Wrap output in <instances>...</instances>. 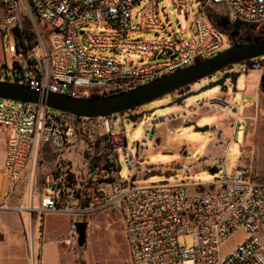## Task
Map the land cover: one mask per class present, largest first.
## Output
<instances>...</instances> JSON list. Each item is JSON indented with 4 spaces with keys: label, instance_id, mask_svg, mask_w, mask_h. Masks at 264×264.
<instances>
[{
    "label": "built area",
    "instance_id": "built-area-1",
    "mask_svg": "<svg viewBox=\"0 0 264 264\" xmlns=\"http://www.w3.org/2000/svg\"><path fill=\"white\" fill-rule=\"evenodd\" d=\"M169 1L187 19L193 16L188 39L159 35L165 26L156 0H2L0 35L3 44L7 41L10 65L6 57L0 62V81H18L41 93L108 96L227 50L233 36L216 27L210 13L264 37V0ZM121 52L149 61L126 63L103 55ZM247 62L239 65V73ZM136 112L77 120L43 105L0 100V128L11 130L7 198L24 186L25 205L16 210L30 221L32 261L39 257L36 237L42 236L46 215L76 219L112 208L121 216L131 264H264V183L244 167L231 173L226 158L210 166L221 177L208 185L194 181L204 159L197 161L187 150L170 164L147 163L140 150L131 153L123 129ZM187 114L147 118L145 141L155 139L160 125ZM48 165L51 170L38 188ZM157 176L167 179L145 184ZM173 177L180 181L170 182ZM239 234V244L226 253ZM187 238L192 245L181 243Z\"/></svg>",
    "mask_w": 264,
    "mask_h": 264
},
{
    "label": "rangeland",
    "instance_id": "rangeland-1",
    "mask_svg": "<svg viewBox=\"0 0 264 264\" xmlns=\"http://www.w3.org/2000/svg\"><path fill=\"white\" fill-rule=\"evenodd\" d=\"M0 0V20L5 14L4 6ZM158 1V15L160 20L165 26V31L159 35L166 39H174L178 37L179 39H188L189 33L188 30L191 27V21L193 16L190 19H187L184 13L177 12L174 6L169 0H156ZM224 13V12H223ZM219 20V18H217ZM222 19L221 28L226 32L230 31L232 26L227 23L226 19ZM24 26L27 29L29 34H31L30 23L27 18H23ZM143 37L151 38L153 34H143ZM237 40L244 39L246 41H251L253 38L257 37L256 34H252L250 31L240 30L239 35L235 36ZM264 38V37H262ZM249 43V42H246ZM0 59L6 57L7 63L10 65V56L7 53V41H2L0 35ZM230 47V46H229ZM119 56L116 53H104L103 55L111 56L117 58L121 61L129 63L130 61L137 62L139 60H146L147 58L144 55H132L121 52ZM6 55V56H5ZM126 55V57H124ZM0 60V61H1ZM149 61V60H146ZM260 65V68L257 69L256 66ZM236 71H241V66H237ZM264 75V59H256L250 63L246 64V70L241 74L239 78L237 91L236 93L232 92V88L227 94L228 97L227 103L232 106L235 110L233 111V122L238 126L236 129L238 132V139L235 140V143L232 147V150H228L227 161L231 167H244L250 171V175L257 182H264V90L261 87V76ZM218 80V76L214 75L208 79H205L195 85L190 86L188 89H185L183 93H188L192 91H198L212 83H215ZM219 92L218 89L205 92L198 97L191 98L185 102L186 105L196 104L197 102H202L212 98L217 95ZM175 100L172 96L164 97L158 101H155L149 105H145L140 109L135 111L149 112L154 109H159L161 107L169 105ZM243 108V109H241ZM243 110V111H242ZM169 111H156L155 114L159 116L162 113ZM152 115H147L151 117ZM229 121V117L226 114L216 113L213 118H208L204 123H201L198 127L212 126L217 122L225 123ZM206 123V124H205ZM127 134V142L129 149L133 155L136 154L137 142H139L141 135L143 133V121L139 120L136 123H132L128 118L124 120V127ZM245 133V135H244ZM210 141L214 139V132L211 130L198 134ZM248 144V140L251 145L255 146V150H240L239 143L244 142ZM245 145V146H246ZM248 146V145H247ZM247 149V147H246ZM194 154V158L197 161L203 160L206 155H208V150H191ZM250 153V158L248 159L247 154ZM177 154L172 153H162L159 152L151 158H147V163H160L167 164L172 160L176 159ZM123 170L122 174L125 172V164H122ZM51 170V166L48 165L40 176V185L38 188L43 187L47 175ZM200 167H197L195 173L193 174L192 180L198 182H207L215 178L221 177V173H211L208 169L200 171ZM233 173V169L231 170ZM166 177L157 176L153 178H148L145 182L146 185L166 181ZM179 178L173 177L170 179V182H178ZM25 188L21 185L16 193L23 195ZM55 218V217H54ZM59 222H63L64 217H57ZM86 222L88 224L87 228V241L83 247H79L77 243V234L75 232V227H72V234L63 237L64 242H69L71 253L76 259L77 264H131L129 247L126 242L125 231L121 222V216L119 213L110 208L108 210L93 214L88 217H79L74 218V222ZM39 225H34L36 230ZM44 231V225L42 227ZM242 235H236L225 247V252H229L232 248L237 246L242 239ZM262 240L264 241V230L261 233ZM181 243L187 244L188 246L192 245V239L187 238L186 240H181Z\"/></svg>",
    "mask_w": 264,
    "mask_h": 264
},
{
    "label": "crops",
    "instance_id": "crops-1",
    "mask_svg": "<svg viewBox=\"0 0 264 264\" xmlns=\"http://www.w3.org/2000/svg\"><path fill=\"white\" fill-rule=\"evenodd\" d=\"M2 46H0L1 49ZM227 99L226 95L218 92L212 98L197 102L196 104H185L182 107L174 106L169 108V111L159 116L180 111H188V114L182 120L160 125L153 141L146 142L144 139L145 120L149 118L145 116L142 119L143 133L139 142H137L136 150H140L146 162L147 158H151L159 152L177 154L176 159L171 161L173 162L181 159V152L183 150H187L191 154H193L191 150H208L209 153L204 158L205 167H200V171L208 169L211 173L215 172L216 170L210 166L221 158H226L227 160L228 150H232L235 140L238 139V132L241 130V128L239 130L236 129L238 126L233 122V116H231L235 109L227 103ZM140 113V111H137L135 115ZM216 113L226 114L229 117V121L225 123L217 122L209 126V130L214 132L215 137L207 142L205 138L198 136L201 132H196L194 127L190 125L196 124L199 126L208 118H213ZM10 136L11 130L0 128V264H77L76 259L71 253L69 242L61 240L63 237L72 234V227L75 225L74 218L63 214H49L45 216L42 236L38 232L36 237L39 257L36 262L32 261L30 256V221L26 214L16 210L19 206L25 205V199L23 195L18 193L7 198L8 178L5 172V162ZM245 145L244 136V142L239 143L240 150H255V146L251 145L249 140L248 146ZM250 155V153L247 154L248 159ZM229 167L233 171L235 168H238L237 165L235 167L229 165ZM211 182L212 180L204 183L208 185ZM35 204L38 205L39 201L36 200ZM61 216L64 217L62 224L57 220V217Z\"/></svg>",
    "mask_w": 264,
    "mask_h": 264
},
{
    "label": "water",
    "instance_id": "water-1",
    "mask_svg": "<svg viewBox=\"0 0 264 264\" xmlns=\"http://www.w3.org/2000/svg\"><path fill=\"white\" fill-rule=\"evenodd\" d=\"M260 58H264V39L245 44L235 42L227 50L194 66L179 70L173 74L119 94L81 97L52 92L41 93L36 89L20 84L18 81H0V100L43 105L53 111L68 114L77 120H81L82 118L97 119L124 114L140 109L164 97H174L175 100L168 106L158 109L165 110L174 106L182 107L187 100L212 90L218 89L220 94L225 95L230 90V84L232 85V92L235 93L239 78L241 77V73L239 72L225 73L215 83L198 91L179 92L216 74H222L230 67H236L244 62ZM261 80L263 81V78ZM156 111L152 110L136 115L131 114L128 116V119L132 123H136L147 115H153ZM190 126L194 127L196 132L202 133L209 130V126L198 127L196 124ZM74 227L78 237V246L83 247L87 241L88 224L79 221L75 223Z\"/></svg>",
    "mask_w": 264,
    "mask_h": 264
},
{
    "label": "trees",
    "instance_id": "trees-1",
    "mask_svg": "<svg viewBox=\"0 0 264 264\" xmlns=\"http://www.w3.org/2000/svg\"><path fill=\"white\" fill-rule=\"evenodd\" d=\"M209 15H210V18L212 19L214 25H215L216 27H219L222 31H224L225 33L229 34L230 36H233L234 42H236V43L245 44L246 42L251 43V42H254V41H257V40H262V39H264V38H262V37H260V36H257V37H255V38H253L251 41H246V40H244V39H239V40H237V39L234 37V36L239 35V33H240V29H239V27H238L237 25H236V26H232V28L230 29V31L226 32L225 30H223V29L221 28V24L223 23V22H222V19H219V20H218V19L215 17V15H214L213 13H210ZM224 20H225V18H224ZM28 39H31V34H28ZM250 62H252V61H248L247 63H250ZM188 88H189V87L180 90L179 93H183V91H184L185 89H188ZM81 96H82V97H91V96H85V95H81ZM92 96H96V95H92Z\"/></svg>",
    "mask_w": 264,
    "mask_h": 264
},
{
    "label": "flooded vegetation",
    "instance_id": "flooded-vegetation-1",
    "mask_svg": "<svg viewBox=\"0 0 264 264\" xmlns=\"http://www.w3.org/2000/svg\"><path fill=\"white\" fill-rule=\"evenodd\" d=\"M236 68H237V66L236 67H230V68H228L227 70H225V72H223L222 74H216V76H218V79L219 78H221L225 73H238L239 71H236ZM263 78V81L261 80V87L263 88V90H264V84H263V82H264V75H262L261 76V79ZM230 86V89L232 88V85L230 84L229 85ZM236 93V92H235Z\"/></svg>",
    "mask_w": 264,
    "mask_h": 264
}]
</instances>
